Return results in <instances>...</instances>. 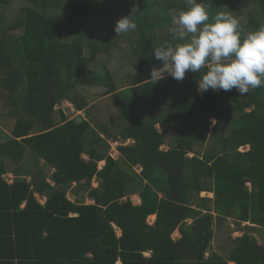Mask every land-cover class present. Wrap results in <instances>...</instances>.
<instances>
[{
	"label": "trees",
	"instance_id": "trees-1",
	"mask_svg": "<svg viewBox=\"0 0 264 264\" xmlns=\"http://www.w3.org/2000/svg\"><path fill=\"white\" fill-rule=\"evenodd\" d=\"M203 3L210 17L235 16L242 37L264 24V0ZM134 4L135 30L116 33ZM185 7L186 0H0V98L16 112L0 144V264H264V246L247 231L234 238L230 225L264 228V87L201 93L206 69L184 81L151 79L161 62L153 49L181 42L169 28ZM64 100L78 111L94 100L104 105L77 123L58 109ZM157 125L171 128L169 142ZM118 139L135 142L118 148L132 174L110 154ZM75 184L95 204L68 200Z\"/></svg>",
	"mask_w": 264,
	"mask_h": 264
},
{
	"label": "clouds",
	"instance_id": "clouds-1",
	"mask_svg": "<svg viewBox=\"0 0 264 264\" xmlns=\"http://www.w3.org/2000/svg\"><path fill=\"white\" fill-rule=\"evenodd\" d=\"M136 12L134 4L128 15L116 21L114 31L122 34L135 30ZM172 24L169 32L181 42L153 49L154 58L163 67L151 70L152 80L159 81L166 72L182 81L186 72L206 69L198 81L201 93L235 89L244 95L264 87V24L242 37L235 16L221 11L210 17L203 0H186V7L172 17ZM211 123L214 125L215 119Z\"/></svg>",
	"mask_w": 264,
	"mask_h": 264
},
{
	"label": "rangeland",
	"instance_id": "rangeland-1",
	"mask_svg": "<svg viewBox=\"0 0 264 264\" xmlns=\"http://www.w3.org/2000/svg\"><path fill=\"white\" fill-rule=\"evenodd\" d=\"M246 19H248V17H246ZM97 35L104 36L106 34L104 32H100V33H97ZM162 67H163V64H162V62H160L159 64H155L153 66V69L154 68L159 69V68H162ZM186 75H187V72L185 74L184 79L186 78ZM122 82H123L122 83L123 86L126 85L127 84V79L126 78L123 79ZM100 104H103V102L102 103H98V100H94L91 103V105L87 108L88 111H78L71 103L67 104L69 106L66 105V107H63L61 109L63 110V112H66V116L71 118V119H75L77 117L83 118V119H88L89 116H87V112L91 113L92 116L94 114L97 115L100 112L99 109H102V108H99V106H101ZM70 105H72L73 108ZM58 109H59V107H58ZM103 117L106 120L108 119L107 116H105V115L101 116V118H103ZM15 118H16V112L13 111L10 108V106L8 105V102H6V101H4L3 99L0 98V122H2V121L7 122L5 126L0 124V144H2L3 142H5L8 139V137H9V135H8V130L9 129L8 128L12 127V125L14 124ZM88 120H90V119H88ZM211 121H212V119L210 120V122ZM215 121H217V120L215 119ZM214 125L211 123V128H213ZM157 129H158V132L165 138V140L167 142H169L172 139L173 131L171 130V128L169 126L157 125ZM101 135L104 138L107 137L103 133H101ZM109 142H110V144L112 146V150L110 152L111 156L113 158H115L116 160H118L119 166L124 172L132 174L133 171L121 159V157H120L121 154L118 151V148L120 146H122V145H133L135 142H132V141L123 142L121 139H118V141L110 140ZM162 149L163 150H169V147L168 146H163ZM248 149H249V146L241 147V150H243V151L248 150ZM193 156H194L193 153L189 154V157H193ZM85 157L86 156H84V159H86ZM104 166H105V162H101L99 164V169H102ZM134 171L137 172L138 174H140L141 171H142V168L141 167H135ZM5 178H6V180H4L5 183H7L9 185L12 184L13 181H14V179H12L11 177H5ZM27 182H29V181H27ZM48 182H50L53 185L52 180L49 179ZM76 186L77 185L75 184L73 190L71 191V195H69V193L67 194V199L68 200H70L72 203H75L76 205H93V204H95L94 199H92V198H90L88 196V190L87 189H78V187H76ZM92 186L94 188L98 186V182H97L96 179L93 180ZM248 187L250 188L251 186L249 185ZM130 199H131L132 203L134 205H136V206H139V205L142 204V199H140L139 196L136 197V198L133 196ZM37 200L41 204H45V201H46L45 198H38V197H37ZM124 200H126V199H124ZM193 201H195V199H193ZM147 222L149 224L152 223L151 219H148ZM232 222H234V221L231 219L230 225L234 229V233L232 235L233 237L234 236L235 237H240V236L243 235L244 232L247 231V232H250L252 234V236H254V238L258 241V243L260 245L264 246V228L259 227V226H258L259 227L258 228V227H256L257 225H253L251 223H242L241 226L237 229V224L235 223L234 225H232L233 224ZM247 227H250L251 230H248ZM115 229L118 230V228H115ZM252 230H255V232H253ZM176 235L177 234H175V236H174V241L178 242L179 239H178V237ZM215 243H216V240L213 241L214 247L216 248V246H215L216 244ZM214 251H216V250H214ZM209 254L210 253H208L206 256L208 257Z\"/></svg>",
	"mask_w": 264,
	"mask_h": 264
},
{
	"label": "crops",
	"instance_id": "crops-1",
	"mask_svg": "<svg viewBox=\"0 0 264 264\" xmlns=\"http://www.w3.org/2000/svg\"><path fill=\"white\" fill-rule=\"evenodd\" d=\"M159 64V63H158ZM160 71H164V69H161ZM189 72H187V75H186V78L184 79V80H186V79H188V77H189ZM169 74L168 73H164V77L163 78H165L166 76H168ZM184 80H182V81H184ZM129 141H131V140H129ZM128 142V141H127ZM132 142H134V141H132ZM121 157V156H120ZM86 158V160H88L89 159V157L88 156H86L85 157ZM115 159V158H114ZM116 160V159H115ZM118 161V160H117ZM5 177H11L12 179H14V176H13V174H11V173H8ZM4 177V180H6V178ZM26 179H27V181H29L30 180V178L29 177H26ZM97 180V179H96ZM97 182H98V180H97ZM98 186H99V182H98ZM97 186V187H98ZM97 187H95V188H97ZM69 195H71V192H69ZM35 196V198H36V200H37V197L38 198H45V197H43V196H40V195H38V194H35L34 195ZM139 195H134V197L136 198V197H138ZM133 197V196H132ZM140 197V196H139ZM200 197H202V198H210V199H213L214 198V194L213 193H209V192H202L201 194H200ZM140 199H141V197H140ZM45 200H46V198H45ZM38 201V200H37ZM46 202V201H45ZM39 204H41L40 202H38ZM41 205H44V204H41ZM24 205H22L21 207H23ZM136 206V205H135ZM196 206V205H195ZM195 206H193V208L195 209L196 207ZM205 213V212H204ZM213 214L214 215H216L215 214V212H213ZM148 219H151V224H149L148 222H147V224L148 225H150V226H154L155 225V223H156V220H157V215H152V216H150V217H148ZM147 219V220H148ZM187 223L188 224H192L193 223V220H188L187 221ZM233 223V222H232ZM232 225H234V223L232 224ZM256 227H258V226H256ZM259 228V227H258ZM256 229V228H255ZM116 231H117V234H118V236H121L122 235V232H121V230H117L116 229ZM253 232H255V230H252ZM175 234H177L176 236L178 237V239L180 240L181 238H182V235H181V233H180V231L179 230H177V231H175V233L173 234V236H172V239L174 240V236H175ZM241 237V236H240ZM234 238H238V237H235L234 236ZM178 240V241H179ZM176 242V241H175ZM146 257H151L152 256V253L151 252H146L145 254H144ZM229 264H232V263H229ZM234 264V263H233Z\"/></svg>",
	"mask_w": 264,
	"mask_h": 264
},
{
	"label": "built area",
	"instance_id": "built-area-1",
	"mask_svg": "<svg viewBox=\"0 0 264 264\" xmlns=\"http://www.w3.org/2000/svg\"><path fill=\"white\" fill-rule=\"evenodd\" d=\"M67 104H69L68 101H65V100H64V101H61V103L59 104L58 107H59V109H60V108L66 107ZM67 106H69V105H67ZM70 106H72V105H70ZM72 108H73V106H72ZM65 113H66V112H65Z\"/></svg>",
	"mask_w": 264,
	"mask_h": 264
},
{
	"label": "water",
	"instance_id": "water-1",
	"mask_svg": "<svg viewBox=\"0 0 264 264\" xmlns=\"http://www.w3.org/2000/svg\"><path fill=\"white\" fill-rule=\"evenodd\" d=\"M82 121H83V118H79V117L76 118V122H77V123H81Z\"/></svg>",
	"mask_w": 264,
	"mask_h": 264
}]
</instances>
